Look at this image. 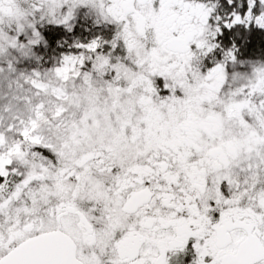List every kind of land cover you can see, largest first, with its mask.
Masks as SVG:
<instances>
[{"label": "snow or ice", "instance_id": "1", "mask_svg": "<svg viewBox=\"0 0 264 264\" xmlns=\"http://www.w3.org/2000/svg\"><path fill=\"white\" fill-rule=\"evenodd\" d=\"M0 264H264V0H0Z\"/></svg>", "mask_w": 264, "mask_h": 264}]
</instances>
